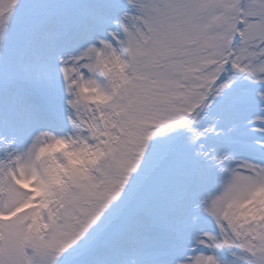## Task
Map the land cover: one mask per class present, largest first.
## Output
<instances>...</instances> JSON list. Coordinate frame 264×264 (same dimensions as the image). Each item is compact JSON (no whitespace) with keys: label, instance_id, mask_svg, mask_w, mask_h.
<instances>
[{"label":"snow or ice","instance_id":"obj_1","mask_svg":"<svg viewBox=\"0 0 264 264\" xmlns=\"http://www.w3.org/2000/svg\"><path fill=\"white\" fill-rule=\"evenodd\" d=\"M0 264H264V0H0Z\"/></svg>","mask_w":264,"mask_h":264}]
</instances>
